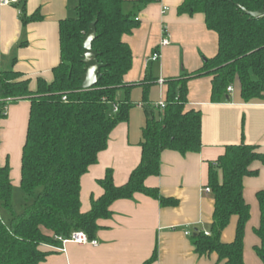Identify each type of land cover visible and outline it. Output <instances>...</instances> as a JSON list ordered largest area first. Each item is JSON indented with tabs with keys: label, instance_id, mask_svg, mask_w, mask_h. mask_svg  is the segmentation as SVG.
Here are the masks:
<instances>
[{
	"label": "trees",
	"instance_id": "obj_1",
	"mask_svg": "<svg viewBox=\"0 0 264 264\" xmlns=\"http://www.w3.org/2000/svg\"><path fill=\"white\" fill-rule=\"evenodd\" d=\"M158 0H137L139 10ZM24 25L42 20L40 13L26 15ZM126 0H78L73 15L60 23L61 63L53 70L54 80L40 78L35 92L29 79L16 71H0L1 121L8 105L28 101L31 104L26 143L22 154L21 189L25 197L23 212L16 215L14 187L9 160L0 165V210L11 214L10 225L0 216V264H43L48 253L45 245L59 246L56 237L85 232L92 240L101 229L99 222L113 217L112 206L120 200L143 194L158 200L163 207H177V199L164 198L159 189L146 186L147 179L161 173V157L166 151L182 156L198 154L202 144V113L188 108V83L210 77L212 103L221 104L230 97L228 89L238 86L245 104L264 101V16L249 13L264 10V0H184L180 15L202 14L208 30L218 37V52L192 75L165 82L166 107L146 109L147 123L141 142L142 157L129 182L117 187L113 172L99 182L104 194L92 201L91 211L82 212L81 181L107 150L112 132L129 120L134 105L130 102L137 86L149 92V83L129 85L125 77L133 67V53L125 41L140 26L135 12L126 13ZM91 28L97 30L93 49L103 68L98 84L81 89L84 64V38ZM146 82V81H145ZM151 84V83H150ZM122 93V98L119 94ZM119 110L114 113V107ZM1 146V138H0ZM264 164V155L246 143L226 148L225 154L210 164L208 189L215 201L208 230L191 234L199 257L216 255L218 264H246L245 235L251 210L244 197V180L255 177L252 166ZM222 174V179H221ZM261 208L260 226L255 235L260 244L255 252L264 264V189L257 193ZM237 218L235 239L225 243L222 235ZM157 261V252L145 264Z\"/></svg>",
	"mask_w": 264,
	"mask_h": 264
},
{
	"label": "crops",
	"instance_id": "obj_2",
	"mask_svg": "<svg viewBox=\"0 0 264 264\" xmlns=\"http://www.w3.org/2000/svg\"><path fill=\"white\" fill-rule=\"evenodd\" d=\"M135 1L126 0L124 6L125 12H135L140 22L139 28L125 38L133 53V67L125 82L149 83L150 88L146 96L142 86L132 90L130 102L134 108L129 120L112 132L107 150L82 178L84 214L91 211L93 199L103 196L99 182L108 171L113 172L115 185L122 187L139 166L146 109L166 103L165 82L194 74L218 52V37L208 30L204 15L178 13L184 0H158L139 10L132 4ZM77 4L78 0H26V15L40 13L42 16V20L27 25L22 21V5L0 6V71L21 73L31 81L33 92L38 79L51 83L53 70L61 63L60 23L73 15ZM163 29L169 31L171 45L161 50L160 60L152 62L151 57L161 44ZM160 80H164L163 85ZM119 97L122 98V93ZM211 97L210 77L190 80L188 108L200 111L203 116L201 152L187 156L164 152L160 175L145 183L148 188L159 189L162 197L177 199V207H163L158 200L143 194L117 201L111 208L113 217L99 222L101 229L95 238L98 247L69 244L63 253L58 249L60 245H45L42 250L48 257L43 264H145L155 251L157 261L153 264H218L216 255L199 257L187 233L206 231L212 223L215 201L211 193L205 192L210 164L223 156L228 146L243 142L256 146L264 155V101L245 104L238 86L224 103L213 104ZM30 110L28 101L13 102L1 121L0 165L9 160L14 189L21 188L22 154ZM252 169L258 175L244 180V197L251 210L244 255L246 264H263L255 252L260 244L255 230L261 219L257 193L264 189V164L257 162ZM236 227L237 218H234L222 235L223 242H233Z\"/></svg>",
	"mask_w": 264,
	"mask_h": 264
},
{
	"label": "built area",
	"instance_id": "obj_3",
	"mask_svg": "<svg viewBox=\"0 0 264 264\" xmlns=\"http://www.w3.org/2000/svg\"><path fill=\"white\" fill-rule=\"evenodd\" d=\"M22 0H0V6L1 7H16L20 6ZM171 45V40H170V34L167 29H163V36H162V41L159 46V49L155 51V53L151 57V61L155 62L160 60L161 58V50L169 47ZM159 83L161 85L164 84V80H160ZM233 88L230 87L228 89V92L230 94L233 93ZM166 107L165 103H160L157 108L161 111H163ZM119 110L118 106L114 107V113H117ZM207 193H211L210 189L205 190ZM188 236H191L190 233H187ZM56 240L60 243L59 246V251L66 253V246L69 244H75L78 246H93V247H98L99 243L97 240H92L88 237V235L85 232L82 231H77L73 232L70 237H56Z\"/></svg>",
	"mask_w": 264,
	"mask_h": 264
},
{
	"label": "water",
	"instance_id": "obj_4",
	"mask_svg": "<svg viewBox=\"0 0 264 264\" xmlns=\"http://www.w3.org/2000/svg\"><path fill=\"white\" fill-rule=\"evenodd\" d=\"M244 12L251 15L253 18H261L264 16V10L254 13H249L246 10H244ZM96 34L97 30L91 28L84 38V64L86 65L87 70L81 77L82 90H90L98 84L100 71L103 68V65L99 63L98 53L93 49Z\"/></svg>",
	"mask_w": 264,
	"mask_h": 264
},
{
	"label": "rangeland",
	"instance_id": "obj_5",
	"mask_svg": "<svg viewBox=\"0 0 264 264\" xmlns=\"http://www.w3.org/2000/svg\"><path fill=\"white\" fill-rule=\"evenodd\" d=\"M25 204H26V201H25V197H24V193L22 189L15 188L14 193H13V205H14V212L16 215H19L23 212ZM0 216L6 225H10V222L12 219V216L10 213L2 209L0 210Z\"/></svg>",
	"mask_w": 264,
	"mask_h": 264
}]
</instances>
